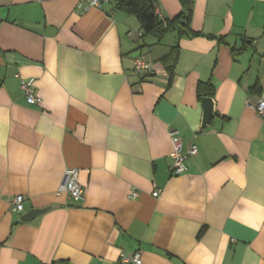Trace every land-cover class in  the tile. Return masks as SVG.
Listing matches in <instances>:
<instances>
[{"label": "crops", "instance_id": "1", "mask_svg": "<svg viewBox=\"0 0 264 264\" xmlns=\"http://www.w3.org/2000/svg\"><path fill=\"white\" fill-rule=\"evenodd\" d=\"M190 1L202 36L158 43L114 0H0V264H264V0ZM155 4L163 21L187 15ZM31 78L39 104L20 88ZM204 97L218 115L200 131ZM171 131L198 149L179 176ZM66 169L80 202L57 195Z\"/></svg>", "mask_w": 264, "mask_h": 264}, {"label": "built area", "instance_id": "2", "mask_svg": "<svg viewBox=\"0 0 264 264\" xmlns=\"http://www.w3.org/2000/svg\"><path fill=\"white\" fill-rule=\"evenodd\" d=\"M111 2V0H79V9L82 11H87L94 7H101L103 3ZM152 72V65L142 58H137L134 67V73L140 77L149 75ZM21 91L29 104H39L42 102L41 98L35 95V79L22 80ZM251 104V103H250ZM259 117L264 118V87L261 91V95L256 104L252 105ZM170 138L172 143V173L176 176L182 175L187 172L188 168L186 161L195 156L198 152L197 146L192 144L190 148L184 152L183 151V140L180 137L178 131H171ZM65 180L60 186L57 195L65 193L72 202H80L84 196L83 186L80 184L79 170L77 169H66L65 170ZM154 197L158 196V192L152 194ZM138 197V192L134 191L130 195L131 199H136ZM25 198L22 195H17L14 197L11 209L13 212L21 213L24 211ZM120 264H143L142 256L140 252H135L131 255H121Z\"/></svg>", "mask_w": 264, "mask_h": 264}, {"label": "trees", "instance_id": "3", "mask_svg": "<svg viewBox=\"0 0 264 264\" xmlns=\"http://www.w3.org/2000/svg\"><path fill=\"white\" fill-rule=\"evenodd\" d=\"M114 2L116 3V7L119 10L137 17L143 32L142 36H152L157 40L158 43L161 42L167 33L174 30L178 31L180 38L183 36H202V34L194 32L190 28L189 21L191 11L187 9L190 6V0H180L183 7L187 9V15L182 13L176 18L166 21H163L160 18L157 12L155 0H114ZM204 91H210L207 94L213 96V88L210 82L199 83L198 94H204Z\"/></svg>", "mask_w": 264, "mask_h": 264}, {"label": "water", "instance_id": "4", "mask_svg": "<svg viewBox=\"0 0 264 264\" xmlns=\"http://www.w3.org/2000/svg\"><path fill=\"white\" fill-rule=\"evenodd\" d=\"M141 51L137 52V54L135 55V57H140L141 56ZM202 104H203V111H204V115H203V120H202V124L200 127V131L204 130L207 125L209 124V122L212 120L213 117L217 116L218 113L215 111V102L214 99L211 97H204L202 100ZM55 206H46L44 208H30V210H28L23 216H22V220L23 221H30L36 217H39L41 215H44L45 213L51 211L52 209H54Z\"/></svg>", "mask_w": 264, "mask_h": 264}]
</instances>
